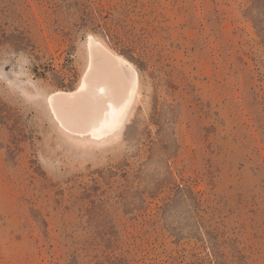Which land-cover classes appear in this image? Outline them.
<instances>
[{
	"label": "rangeland",
	"instance_id": "rangeland-1",
	"mask_svg": "<svg viewBox=\"0 0 264 264\" xmlns=\"http://www.w3.org/2000/svg\"><path fill=\"white\" fill-rule=\"evenodd\" d=\"M260 7L0 0V264H264ZM93 41L138 76L100 137L49 101Z\"/></svg>",
	"mask_w": 264,
	"mask_h": 264
},
{
	"label": "bare ground",
	"instance_id": "bare-ground-1",
	"mask_svg": "<svg viewBox=\"0 0 264 264\" xmlns=\"http://www.w3.org/2000/svg\"><path fill=\"white\" fill-rule=\"evenodd\" d=\"M93 61L74 92H57L50 106L70 131L104 136L120 128L138 86L135 69L93 41Z\"/></svg>",
	"mask_w": 264,
	"mask_h": 264
},
{
	"label": "trees",
	"instance_id": "trees-1",
	"mask_svg": "<svg viewBox=\"0 0 264 264\" xmlns=\"http://www.w3.org/2000/svg\"><path fill=\"white\" fill-rule=\"evenodd\" d=\"M259 9H260V11H261V12H259V15H260V17L263 18V16H264V9H263V7H260ZM258 24H260V25H259L260 27H258V28H261V22H260L259 20H258ZM177 190L180 192L181 188H180V187H177ZM194 203H195V202H194Z\"/></svg>",
	"mask_w": 264,
	"mask_h": 264
}]
</instances>
